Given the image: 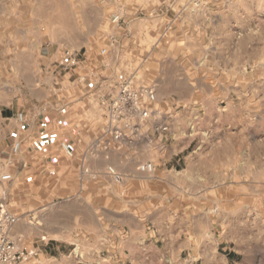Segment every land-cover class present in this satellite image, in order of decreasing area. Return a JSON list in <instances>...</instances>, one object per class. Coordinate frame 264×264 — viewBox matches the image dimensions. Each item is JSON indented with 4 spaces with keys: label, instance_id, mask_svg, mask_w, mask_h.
<instances>
[{
    "label": "rangeland",
    "instance_id": "374dc122",
    "mask_svg": "<svg viewBox=\"0 0 264 264\" xmlns=\"http://www.w3.org/2000/svg\"><path fill=\"white\" fill-rule=\"evenodd\" d=\"M124 84L155 92L141 97L148 118L114 114ZM63 103L64 131H20ZM17 142L53 146L73 166L97 156L105 173L111 157L176 174L187 193L174 218L164 200L152 223L167 246L177 236L189 248L145 264H264V0H0L5 170Z\"/></svg>",
    "mask_w": 264,
    "mask_h": 264
},
{
    "label": "crops",
    "instance_id": "0c3cea01",
    "mask_svg": "<svg viewBox=\"0 0 264 264\" xmlns=\"http://www.w3.org/2000/svg\"><path fill=\"white\" fill-rule=\"evenodd\" d=\"M66 106L63 103L51 115L33 116L20 131L32 129L41 135L64 131L69 127ZM2 147L0 154L7 156ZM46 147L23 144L13 172L7 170L13 180L0 184V200L18 218L11 237L20 249L34 253L17 264H145L154 256L165 258L168 249L181 253L189 248L177 236L167 246V238L152 223L166 208L164 200L174 218L175 200L187 193L189 187L173 177L176 174L160 178L141 172L136 163L127 168L110 157L121 175L116 178L104 172L97 156H83L82 162L81 154L78 166H73L75 160H64L53 146ZM72 174L79 182L68 186L63 179Z\"/></svg>",
    "mask_w": 264,
    "mask_h": 264
},
{
    "label": "built area",
    "instance_id": "2783aa9c",
    "mask_svg": "<svg viewBox=\"0 0 264 264\" xmlns=\"http://www.w3.org/2000/svg\"><path fill=\"white\" fill-rule=\"evenodd\" d=\"M68 59L66 68L76 66L79 62L77 54H71ZM143 95L151 100L156 98V94L152 90L135 91L128 85H122L113 99L112 109L114 114L124 117L136 113L142 118H148L150 116L149 111L143 109L140 103ZM16 118L20 122H24L27 119L23 111L19 112ZM115 137L119 138L120 133L117 132ZM62 148L68 156H73V150L67 142L62 143ZM20 149L21 144L19 142L15 143L13 151L18 153ZM141 169L145 172H152L155 166L152 162H149L143 164ZM108 172L116 178L121 177L114 166H109ZM11 180H13L12 172L5 170L0 164V184ZM17 219V215L8 207L7 203L0 200V264H17L25 260L29 255L34 254L32 251L20 249L11 237V228Z\"/></svg>",
    "mask_w": 264,
    "mask_h": 264
}]
</instances>
